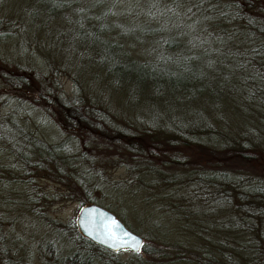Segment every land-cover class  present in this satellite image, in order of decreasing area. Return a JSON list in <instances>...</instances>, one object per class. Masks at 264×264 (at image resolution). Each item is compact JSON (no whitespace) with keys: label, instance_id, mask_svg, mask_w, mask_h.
<instances>
[{"label":"trees","instance_id":"1","mask_svg":"<svg viewBox=\"0 0 264 264\" xmlns=\"http://www.w3.org/2000/svg\"><path fill=\"white\" fill-rule=\"evenodd\" d=\"M42 35V63L18 59L31 57ZM59 69L72 76L71 90ZM53 121L66 139L40 133ZM263 125L264 0H0V205L46 217L38 175L66 185L82 205L94 199L87 180L117 164L144 190L170 188L161 203L177 210V221L189 210L178 194L189 186L204 196L192 212L197 221L212 200L246 229L264 222ZM75 219L48 217L76 242L60 264H111L116 250L83 235ZM6 239L0 232V264H30V253ZM173 239L171 260L242 263L220 247Z\"/></svg>","mask_w":264,"mask_h":264},{"label":"rangeland","instance_id":"2","mask_svg":"<svg viewBox=\"0 0 264 264\" xmlns=\"http://www.w3.org/2000/svg\"><path fill=\"white\" fill-rule=\"evenodd\" d=\"M23 30L24 28H21L20 32L22 33ZM45 40L46 38L43 36L38 47L33 48L34 54L31 57L22 56L24 59H18L29 63L32 60L31 64L39 66V62L42 63V60L35 53L39 50L42 52L43 49L47 50L48 47L43 45ZM30 44H32L31 41ZM15 46L16 44L13 42L9 50L12 51ZM15 52L17 50H14ZM58 58H60L61 63L66 61V58L60 56ZM57 72V77L62 86L66 91L71 90L72 76L65 73V70L59 69ZM122 110L126 115L135 114L134 110ZM169 127L172 126L169 125ZM261 131L264 132V125ZM40 133L54 142L66 139L64 129L54 121L42 126ZM99 175L103 178L92 181L91 177L87 180L89 190L94 197L92 201L109 209L130 229L143 237L147 236L143 242L146 245L144 255L135 253L129 248L117 249L112 255L111 264H116L119 261L122 264H186L184 261L171 260L170 256L175 252L174 249L167 246L166 241L174 240L173 238L188 239L190 243L197 240L201 242L202 246L207 244L212 248L220 247L219 250L224 249L225 254L231 251L233 257L242 262L240 264H264V237H260V240L258 237L259 235L262 236L264 232L262 220L255 223L251 222L253 223V230L256 227L255 231L252 230L250 224L246 229L243 226L240 228L235 224L237 222L233 219L235 211L231 210L230 206L222 205L221 208L211 200L209 201L211 209L209 207L205 211L206 215L203 216V219L197 221L192 212L196 208L203 207L201 204L204 196L202 193L193 196L191 188L188 186L183 187L181 192L178 191L177 200L181 206L189 207V210L187 213L182 212L177 221V210L168 209L169 205L167 204L162 206L163 196L160 195L171 191L170 188L158 191V184L156 183L154 190H144L141 188L138 179L133 177L124 165L113 164L103 167ZM118 182L120 187H114ZM35 184L38 188L36 189L45 193L50 200L49 204H43L46 208L44 209L46 217L36 213L33 208L27 210L22 206L23 204L14 203L7 207L0 205V232L6 236V240L10 241L13 248L17 249V253H30V256H27L30 264H60L59 257L71 252L76 242L73 240L72 232L70 236L68 231L58 229L54 223L48 221V217L56 219L58 222L70 221L72 218H76L81 202L72 193L71 197L68 196L66 185L49 177L38 175ZM13 186H16L14 190L20 191L22 189V185L18 182L13 183ZM40 203L44 202L40 200ZM165 210L169 211L164 213ZM156 219L158 220L157 225L152 222L153 220L155 222ZM247 220H249L248 217ZM181 221L189 223L183 224ZM256 230L257 234L254 233ZM47 240H52L54 243L56 257H53L49 252L46 245ZM227 246L231 250H228ZM219 250L215 249L214 254L223 258L222 255L225 254ZM260 250L261 253L257 257ZM149 253L153 256L149 257ZM208 254H212L209 248Z\"/></svg>","mask_w":264,"mask_h":264},{"label":"water","instance_id":"3","mask_svg":"<svg viewBox=\"0 0 264 264\" xmlns=\"http://www.w3.org/2000/svg\"><path fill=\"white\" fill-rule=\"evenodd\" d=\"M75 220L79 231L83 235L110 249L129 248L136 251L143 244L141 234L127 227L113 212L94 201L82 204ZM113 221L115 225L112 227V234L115 235V240L111 238L108 230V226L112 225ZM123 241H129L130 243H123ZM133 244L136 246L133 247Z\"/></svg>","mask_w":264,"mask_h":264},{"label":"snow or ice","instance_id":"4","mask_svg":"<svg viewBox=\"0 0 264 264\" xmlns=\"http://www.w3.org/2000/svg\"><path fill=\"white\" fill-rule=\"evenodd\" d=\"M114 225H115V222L113 221V222H112V225H109V226H108L109 233L111 234V238H112L113 240L116 239L115 235L112 234V227H113ZM125 235H127V234H125ZM123 243H130V242H129V241H123ZM132 246L135 247L136 245L133 244Z\"/></svg>","mask_w":264,"mask_h":264}]
</instances>
